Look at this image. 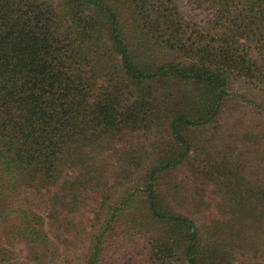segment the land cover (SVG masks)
I'll use <instances>...</instances> for the list:
<instances>
[{"label":"trees","instance_id":"trees-1","mask_svg":"<svg viewBox=\"0 0 264 264\" xmlns=\"http://www.w3.org/2000/svg\"><path fill=\"white\" fill-rule=\"evenodd\" d=\"M0 0V264H264V0Z\"/></svg>","mask_w":264,"mask_h":264},{"label":"rangeland","instance_id":"rangeland-1","mask_svg":"<svg viewBox=\"0 0 264 264\" xmlns=\"http://www.w3.org/2000/svg\"><path fill=\"white\" fill-rule=\"evenodd\" d=\"M172 1L185 19L194 22H200L204 19L205 14H201L200 12L192 9L188 3V0ZM250 102L264 110V94L262 92L258 93L257 91L251 89L247 84H230L225 102L226 114L222 119L224 127H230L231 129L235 127V121L239 117V114L235 113V111L237 109L239 111L242 109L243 115L245 112V107H249Z\"/></svg>","mask_w":264,"mask_h":264}]
</instances>
